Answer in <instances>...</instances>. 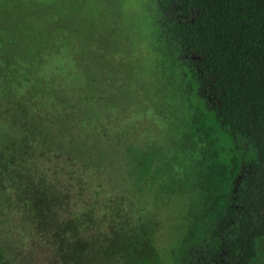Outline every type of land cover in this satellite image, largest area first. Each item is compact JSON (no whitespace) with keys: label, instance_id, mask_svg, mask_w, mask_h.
<instances>
[{"label":"trees","instance_id":"16d2710c","mask_svg":"<svg viewBox=\"0 0 264 264\" xmlns=\"http://www.w3.org/2000/svg\"><path fill=\"white\" fill-rule=\"evenodd\" d=\"M52 1H35V9L28 10L49 13L50 7L57 13L59 7L69 3L63 1L57 9ZM147 1L154 16L149 27L156 30L167 49H175L184 67L191 71L201 86L203 110L213 120L209 128L215 135L212 139L194 133V159L207 160L205 149L210 143L216 155L211 154L208 160L214 166L220 163V157L230 179L229 208L220 214L224 220L213 237L219 244L208 245L211 264H263L264 0ZM24 5L21 0H0V12L9 10L6 15L22 19ZM4 25L0 21V29ZM5 64L16 67L1 66L0 90L18 99L19 104L12 102V106L20 108V114L12 117V129L4 134L9 147L0 151V162L6 161L4 166L0 163V264H12L10 249L16 250L23 264L32 263L34 254L47 258L48 264H199L187 257L189 251L180 258L173 256L172 261L161 252L163 230L158 229L163 218L156 209L163 211L167 201L164 192L155 193L150 188V182L164 174L161 191L170 185L171 177L162 163L164 148L151 147L141 153L124 150L118 144L125 160L118 163V171H113L103 144L98 146L100 156L89 154L84 134L75 131L79 126L94 127L101 118L96 109L100 100L104 108V97L93 99V93L104 95L105 84H99L97 73L87 79L89 94H83L86 99L78 82L79 100L87 108L83 114L77 109L76 116L72 102L63 96L67 94L64 88L38 80L34 83V72L27 69L35 63ZM48 66L44 64L45 72ZM37 70L43 79L51 74ZM161 74L167 75L166 71ZM110 77L114 81L115 76ZM12 86L21 89L16 97V88L12 94L4 89ZM24 94L30 100H23ZM59 110L54 116L53 112ZM176 113L183 120L188 111L184 106ZM27 115L32 118L30 123L26 122ZM76 118L82 123L76 121L70 130L62 129L65 119L73 122ZM180 129L187 131L189 126L180 123ZM13 150L17 152L12 155ZM181 151L180 184L185 188L188 174L194 172L184 146ZM59 172L67 180L52 181ZM196 172L204 175L201 169ZM92 183L94 190L88 189ZM174 189H170V195L178 187ZM13 210L21 212L20 225L25 234L15 236L12 230L6 233L8 229L2 228L7 226L2 222L3 213ZM204 229L201 225L200 233L191 232L195 236L189 241L196 240ZM198 240L197 245L202 244ZM27 246L35 252H27ZM208 246L204 247L207 251ZM187 258L190 261L183 262Z\"/></svg>","mask_w":264,"mask_h":264},{"label":"rangeland","instance_id":"374dc122","mask_svg":"<svg viewBox=\"0 0 264 264\" xmlns=\"http://www.w3.org/2000/svg\"><path fill=\"white\" fill-rule=\"evenodd\" d=\"M21 1L25 4L22 9H26L22 19L6 15L9 10L3 9L0 12L1 24L5 23L0 29V68L16 67L5 63H35L27 69L34 72V77H31L34 83L38 80L51 87L64 88L67 94L63 96L72 102L76 116L77 109L80 108L79 114H83L87 108V104L79 100V83L82 97L86 99L85 95L89 94L87 79L91 80L97 73L99 84H105L107 89L103 87L104 95L98 97L95 91L93 99L104 97L105 110L100 100L96 109L101 117L99 123L94 127L79 126L75 129L76 132L84 134L82 138H86V151L100 156L98 146L103 144L109 167L118 171L119 164L125 160L120 154L118 144H121L124 150H137L141 153L147 152L151 147L164 148L162 163L163 169L168 170L171 177L170 185L161 191L165 182L164 174L150 182V188L155 193L164 192L163 196L167 201L163 211L156 209L163 218L158 229L163 230L161 252H165L166 259L172 261L173 256L180 258L186 256L189 251L187 257L200 261L199 264H211L208 245L219 244L213 237L224 220L220 214L229 208L230 179L220 157V163H215L214 166L212 160H208L209 156L216 152L214 149L211 151L210 143L205 149L207 160L194 159L197 151L194 133L212 139L215 135H211L209 128L212 127L213 120L211 115L203 110L199 98L201 86L192 78L191 71L184 67L183 61L180 60L182 58L175 49H167L164 42L158 38L156 30L149 27L154 19L150 12L151 5L144 0H69L65 7L58 9L59 4L67 0H53L52 4L56 5L57 13L50 7L49 13L45 10L38 13L28 9H35V1L39 3V0ZM46 63L49 66L45 72L43 66ZM36 68L51 74L46 75L44 79L40 78ZM165 71L167 75L161 74ZM112 75L115 76L114 81L110 80ZM113 83L114 86H110ZM38 84H35L36 87ZM28 87L32 88V85ZM15 88L4 87L8 93ZM21 88L24 89L23 85ZM16 91L15 97L21 89L16 88ZM3 94L0 90V100H5V103L0 102V151L9 147L4 134L12 129V117L17 115L16 113L20 114V108L12 106V102L19 104L18 99L6 94L3 98ZM6 100H10V103ZM23 100L30 99L24 94ZM184 106L188 114L181 120L176 112L184 109ZM58 112L60 110L54 111V116L58 115ZM80 120L76 118L72 122L65 119L66 123L62 125V129L70 130L76 121L82 123ZM31 121L32 118L27 115L26 122ZM180 123L188 125L189 130L180 129ZM198 127L203 128L200 133L196 132ZM183 146L190 155V167L194 172L188 174L190 177L186 179L185 188L180 184L183 179L180 169ZM14 152L17 150H13L11 154ZM0 163L4 166L6 161ZM163 169L161 170L164 171ZM198 169H201L204 175L200 176L196 172ZM55 179L61 182L67 180V177L59 172L52 181ZM176 186L178 190L170 195V189L175 190ZM88 189L94 190L93 183ZM85 196L91 198L89 194ZM20 215L21 212L15 210L8 214L3 213L2 222L7 226L2 228L8 229L6 233L12 230L15 236L25 234L20 225ZM201 225H204V232L196 235V240L194 238L190 242L195 236L190 233H200ZM197 240L198 243L203 241L202 244L197 245ZM181 245L182 247H179ZM206 246L208 251L204 249ZM26 248L27 252H35L33 248ZM4 252L7 253L6 250ZM9 254H13L12 264H23L22 259L16 257V250L10 249ZM188 261L190 258L183 262ZM31 262L30 264H48V259L34 254Z\"/></svg>","mask_w":264,"mask_h":264}]
</instances>
